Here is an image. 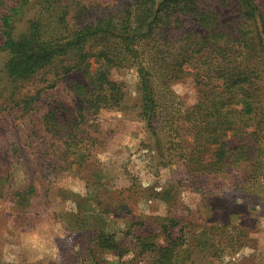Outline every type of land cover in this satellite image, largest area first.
Segmentation results:
<instances>
[{"label": "rangeland", "instance_id": "rangeland-1", "mask_svg": "<svg viewBox=\"0 0 264 264\" xmlns=\"http://www.w3.org/2000/svg\"><path fill=\"white\" fill-rule=\"evenodd\" d=\"M223 1L217 11L228 22L239 4ZM89 2L93 18H100L126 0ZM255 2L264 9V0ZM156 53L143 55L154 99L151 116L144 115L140 66L112 72L125 91L123 104L99 112L97 143L78 159L63 157V139L45 129L43 118L52 107H60L62 117L83 108L75 86H87L88 74H64L73 61L56 73L57 56L29 78L2 81L9 99L4 102L0 93V264H148L138 253L141 242L165 246L168 236H178L179 225L192 232L229 226L215 232L214 240L232 253L223 252L221 260L212 255L210 264H264L263 134L252 163L203 177L188 173L187 179L176 161L197 89L190 77L166 82L154 73ZM5 62L0 60L1 73ZM215 241L208 249L216 254ZM189 264L204 263L195 258Z\"/></svg>", "mask_w": 264, "mask_h": 264}, {"label": "trees", "instance_id": "trees-1", "mask_svg": "<svg viewBox=\"0 0 264 264\" xmlns=\"http://www.w3.org/2000/svg\"><path fill=\"white\" fill-rule=\"evenodd\" d=\"M236 1L237 16L223 22L217 11L223 0H126L100 18H93L89 0H15V5L0 0V60H6L0 85L5 78L31 77L57 56L56 73L73 61L64 74L73 69L88 74L87 86H75L83 108L62 117L60 107H52L43 118L45 129L63 139V157L78 159L97 143L99 112L123 104L125 91L112 72L140 66L144 115L151 116L154 99L143 55L155 50L154 73L166 82L190 77L197 89L196 103L186 111L187 138L180 143L185 148L176 161L182 173L188 179V173L203 177L247 165L259 150V133L264 136V9L255 0ZM88 44L97 48H84ZM6 92L0 86L4 102ZM228 227L192 232L179 225L178 236H168L165 246L143 241L138 253L148 264H189L195 258L210 264L212 255L221 260L228 251L220 238L214 240L215 232ZM214 241L216 254L208 249Z\"/></svg>", "mask_w": 264, "mask_h": 264}]
</instances>
